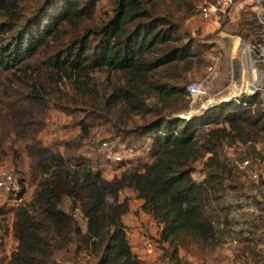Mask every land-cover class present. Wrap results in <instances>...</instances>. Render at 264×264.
Returning a JSON list of instances; mask_svg holds the SVG:
<instances>
[{
    "label": "trees",
    "instance_id": "16d2710c",
    "mask_svg": "<svg viewBox=\"0 0 264 264\" xmlns=\"http://www.w3.org/2000/svg\"><path fill=\"white\" fill-rule=\"evenodd\" d=\"M27 1L0 0V17L4 18L0 21V161L6 156V143L16 160L21 157L16 146L22 145L34 186L26 201L21 179L19 201L11 212L17 244L4 264H56L55 255L69 253L70 245H74V254L83 252L95 264H143L132 251L122 220L129 211L130 197L120 196L125 189H131L143 201L142 212L161 225L158 241L167 245L163 250L170 261L180 259L183 235L212 244L236 230L226 220L221 222L223 228L215 223L219 220L207 210L212 202L209 195L233 175L234 168L224 154L225 142L247 145L254 132L264 131V105L262 111L251 107L257 95L215 103L187 119L172 116L149 123L144 134L150 136V159L137 170L107 179L86 157L69 164L43 144L37 129V118L49 109L48 96L62 104L74 101L59 88L60 83L66 80L72 90L85 94L89 74L106 68L127 77L137 91L151 72L186 61L191 53L171 47L155 59L148 58L158 46L171 45L173 38L142 21L152 18L142 5L166 0H114L111 13L99 22H95L97 0H43L32 11ZM139 20L128 31V24ZM154 90L166 108L178 94L175 87L163 84ZM107 102L128 115L144 111L143 100L121 87H115ZM78 125L91 138L87 125L82 121ZM126 130L139 134L142 127ZM200 160H204L205 179L197 182L194 164ZM259 224L238 239L236 257L242 264H264L255 239Z\"/></svg>",
    "mask_w": 264,
    "mask_h": 264
},
{
    "label": "rangeland",
    "instance_id": "374dc122",
    "mask_svg": "<svg viewBox=\"0 0 264 264\" xmlns=\"http://www.w3.org/2000/svg\"><path fill=\"white\" fill-rule=\"evenodd\" d=\"M42 2L28 0L26 4L32 11ZM204 2L210 9L206 18L201 16L198 9ZM142 6L152 13L151 19L142 21L171 33L173 38L171 45L158 46L148 58L155 59L171 47L188 50L191 56L186 61L173 62L151 72L137 91L127 77L106 68L89 74V90L85 94L72 90L70 82L64 80L59 88L73 96L74 101L62 104L58 98L48 96L49 109L37 118V129L43 144L63 155L69 164H73L77 157L91 159L94 167L100 169L107 179L123 171L137 170L142 162L150 159V136L144 133L146 126L156 119L172 116L187 119L200 114L203 111L201 105H205L207 99V105L218 101L220 97L228 100L225 95L227 92L241 82L252 79L262 83V90L256 94L254 109L262 111L264 105V0H186L185 4L166 0L143 2ZM113 7L114 0H97L95 22L105 19ZM3 19L0 17V21ZM139 22L141 20L130 22L128 31L131 32ZM192 81L202 83V93L195 99L188 98L183 90ZM159 84L178 90L167 108L159 102L154 90ZM115 87L136 93L143 100L144 111L136 110L128 115L119 106L107 102ZM236 91L232 93L233 96ZM65 107L72 111L68 113ZM262 120L264 122V116ZM78 121L87 125L91 138L82 134ZM137 127H142V136L126 130ZM253 136L252 142L247 145L231 140L225 142L224 154L226 162L234 168L233 175L224 180L223 187H214L209 195L212 202L207 210L219 220L215 223L226 220L236 230H232L221 242L212 244L194 235H183L178 248L181 260L170 261L168 252L163 250L167 245L158 241L161 225L152 216L140 212L134 204L135 210L131 211L127 222L129 239H133L132 229L135 228L142 237L143 248L145 242L154 245V251L150 254L153 258L148 262L145 260L143 264H242L241 259L236 257L239 253L238 239L259 224V219H262L258 231L260 234L254 236L257 247L262 249L264 255V131L254 132ZM99 140H107L110 147L98 149ZM8 144L3 147L6 156L0 161V177L12 169L17 171L23 180L24 198L27 201L34 189L29 181V158L23 146L19 145L16 148L21 157L13 159ZM130 145L138 149L135 155L130 156V160L124 163L107 160L108 154L126 155L124 150ZM140 146L142 148L139 149ZM243 159L249 161L247 167H240ZM203 163L204 160H200L194 164L196 170L193 177L197 182L205 179ZM253 173L257 178L251 176ZM120 196H129L132 202L136 199L130 189L123 190ZM16 205L13 197L0 191V264L7 261L17 244L11 231V212ZM63 206L68 208L67 203ZM232 240H236V243H232ZM69 247V253L55 255L56 264H95L83 252L74 254V245Z\"/></svg>",
    "mask_w": 264,
    "mask_h": 264
},
{
    "label": "built area",
    "instance_id": "2783aa9c",
    "mask_svg": "<svg viewBox=\"0 0 264 264\" xmlns=\"http://www.w3.org/2000/svg\"><path fill=\"white\" fill-rule=\"evenodd\" d=\"M198 9L200 11V14L202 17L206 18L210 12L209 5L207 3H202L200 6H198ZM201 85L199 81H192L190 82L187 87H186V92H187V97L190 99H195V97L199 96V94L202 93L201 91ZM262 90V83H259L257 80H250V81H245V83H240L238 85L237 91L234 93L235 96L228 95L230 92H227L225 95L229 96L228 100H236L239 99L242 95H245L246 97H252L255 94H258L259 91ZM228 100H223L221 97L218 99V101H215L214 103L207 105V101L205 105H201L203 107V110L206 109L207 107L221 102V101H228ZM243 107L246 108L247 105L246 103H243ZM252 108H255V103L251 106ZM99 148L100 149H107L110 147L109 142L106 140H99ZM136 147L135 145H130L125 148L124 153L126 155H121V154H116V155H110L108 154L107 160L111 161L113 163H117L120 161H126L130 160L132 157H130L132 154H136ZM229 155L230 153L227 152ZM240 167H247L249 165V161L247 159H243L240 161ZM253 178H257V175L255 173L251 174ZM21 176L17 171H14L13 169L7 172L2 173V176L0 177V191L6 195H10L11 197L14 198V202L18 203L17 195L20 193L22 190V183H21ZM237 216V214H235ZM223 223L219 224L220 228H223ZM232 243H236V240H232ZM144 251L147 254H152L154 251V245L151 242H145L144 246Z\"/></svg>",
    "mask_w": 264,
    "mask_h": 264
},
{
    "label": "crops",
    "instance_id": "0c3cea01",
    "mask_svg": "<svg viewBox=\"0 0 264 264\" xmlns=\"http://www.w3.org/2000/svg\"><path fill=\"white\" fill-rule=\"evenodd\" d=\"M133 194H134V192H133ZM142 203H143V201L141 199H137V198L134 200V202L129 200V211L125 215H123V217H122V220H123L124 224L126 225V227H127V222L129 221V218L131 216V211L135 210L134 204H136L139 207V211L142 212V210L140 209V206L142 205ZM127 229H128V227L126 228V232H127L128 241H129V244L132 248V251L135 252L139 256V258L143 261L147 260V262H148L149 260H151L153 257L144 251L143 245L141 244V238L142 237L137 232V229H135V228L132 229L133 239L131 241L129 239Z\"/></svg>",
    "mask_w": 264,
    "mask_h": 264
},
{
    "label": "bare ground",
    "instance_id": "6f19581e",
    "mask_svg": "<svg viewBox=\"0 0 264 264\" xmlns=\"http://www.w3.org/2000/svg\"><path fill=\"white\" fill-rule=\"evenodd\" d=\"M237 87H238V86H235L232 90H230V93H229L228 95H232V93H233L235 90H237ZM232 96H233V95H232ZM228 98H229V96H228ZM228 98H227V99H228ZM211 103H212V102H211Z\"/></svg>",
    "mask_w": 264,
    "mask_h": 264
}]
</instances>
